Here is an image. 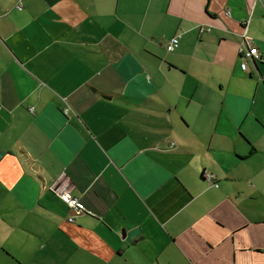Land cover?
I'll list each match as a JSON object with an SVG mask.
<instances>
[{
	"label": "crops",
	"instance_id": "1",
	"mask_svg": "<svg viewBox=\"0 0 264 264\" xmlns=\"http://www.w3.org/2000/svg\"><path fill=\"white\" fill-rule=\"evenodd\" d=\"M16 3L0 264H264V0Z\"/></svg>",
	"mask_w": 264,
	"mask_h": 264
},
{
	"label": "built area",
	"instance_id": "2",
	"mask_svg": "<svg viewBox=\"0 0 264 264\" xmlns=\"http://www.w3.org/2000/svg\"><path fill=\"white\" fill-rule=\"evenodd\" d=\"M16 7L18 9H22L23 8V0H17ZM180 39H181V34H177V35H174L173 37H171L166 44L167 50L173 51L179 45ZM242 58H243V62L241 64V66L243 69H246V67H247V63H246L247 59H255V60L257 59V60L264 61V57L261 55L258 47L255 45L249 46L247 49L242 50ZM206 176L209 179H212L214 177V175L209 174V173H207ZM214 185H217V184L214 183ZM54 189L58 193H60L62 200L64 202H66L75 211L83 212L84 210H86V206L83 205L82 203H80L79 199L74 197L69 191L63 190L61 192V190H59L57 188H54ZM70 220H73V218L70 217Z\"/></svg>",
	"mask_w": 264,
	"mask_h": 264
},
{
	"label": "flooded vegetation",
	"instance_id": "3",
	"mask_svg": "<svg viewBox=\"0 0 264 264\" xmlns=\"http://www.w3.org/2000/svg\"><path fill=\"white\" fill-rule=\"evenodd\" d=\"M207 173H208V172H206V173L204 174V176H205L206 179H209V178L206 176ZM209 174H211V173H209ZM212 175H213V174H212ZM209 180L212 181L213 178H212V179H209ZM212 182H215V181H212Z\"/></svg>",
	"mask_w": 264,
	"mask_h": 264
},
{
	"label": "water",
	"instance_id": "4",
	"mask_svg": "<svg viewBox=\"0 0 264 264\" xmlns=\"http://www.w3.org/2000/svg\"><path fill=\"white\" fill-rule=\"evenodd\" d=\"M255 60V59H254Z\"/></svg>",
	"mask_w": 264,
	"mask_h": 264
}]
</instances>
